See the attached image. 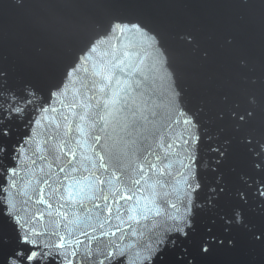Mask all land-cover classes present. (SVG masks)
I'll return each mask as SVG.
<instances>
[{"label": "snow or ice", "instance_id": "obj_1", "mask_svg": "<svg viewBox=\"0 0 264 264\" xmlns=\"http://www.w3.org/2000/svg\"><path fill=\"white\" fill-rule=\"evenodd\" d=\"M179 39L186 44L193 41L187 34ZM109 40L115 45L102 51ZM161 63L172 80V90L163 94V117L175 139L149 128L142 110L133 111L144 95L138 91L134 96V88L163 80ZM181 95L159 35L139 21L125 20L113 21L107 32L95 37L46 93L31 85L20 93L0 90L3 264H129V255L132 264H156L170 246L190 239L194 210L204 207L197 200L200 135L199 123L183 107ZM167 96L175 97L177 109ZM17 122L25 128L19 138ZM38 128L46 131L41 134ZM85 148L92 155L82 153ZM210 151L220 158L225 155L219 146ZM255 155V169L264 170L260 160L264 145ZM173 164L178 165L175 171ZM153 179L164 190L144 195V185ZM254 191L264 197V180L255 181ZM209 192L215 194L217 188ZM240 196L245 198V193ZM213 199L210 195L209 205ZM85 201L95 209L87 220L76 211ZM149 212L161 222L143 239L144 232L132 225L147 220ZM240 218L237 211L235 221ZM5 221L14 232L7 243ZM129 236L132 240L124 246L122 241ZM200 251L208 253V244H201Z\"/></svg>", "mask_w": 264, "mask_h": 264}, {"label": "water", "instance_id": "obj_2", "mask_svg": "<svg viewBox=\"0 0 264 264\" xmlns=\"http://www.w3.org/2000/svg\"><path fill=\"white\" fill-rule=\"evenodd\" d=\"M115 20L139 21L159 35L182 94L180 101L199 123L201 189L197 200L204 207L194 210L191 238L170 246L156 264H264V197L254 191L255 181L264 180V170L254 167L255 153L264 145V0H248L247 5L241 0H0V90L20 93L31 85L46 93L78 54ZM185 34L193 38L191 44L179 39ZM111 46L107 43L102 51ZM159 67L163 80L145 81L140 89L134 88V96L138 91L144 95L133 111L142 110L149 128H159L162 135L175 139L163 117V94L172 90V80L162 63ZM167 102L178 108L174 96H167ZM153 112L158 115L153 117ZM17 123L19 138L25 128L22 122ZM37 131L43 134L46 129ZM41 138L46 137H37ZM215 146L225 153L222 158L210 151ZM81 152L92 155L87 148ZM260 160L264 163V156ZM177 167L173 164L172 170ZM213 187L217 188L215 194L209 192ZM144 188V195L164 190L154 179ZM220 188L224 190L220 192ZM241 192L245 193L243 199ZM210 195L214 197L211 205ZM76 211L87 220L95 209L85 201ZM237 211L239 224L235 221ZM148 217L132 225L137 232H144L143 239L161 222L151 212ZM2 224L7 243L14 232L6 221ZM131 240L129 236L122 244L127 246ZM203 243L208 244V253L200 251ZM128 259L132 264L131 255Z\"/></svg>", "mask_w": 264, "mask_h": 264}, {"label": "clouds", "instance_id": "obj_3", "mask_svg": "<svg viewBox=\"0 0 264 264\" xmlns=\"http://www.w3.org/2000/svg\"><path fill=\"white\" fill-rule=\"evenodd\" d=\"M241 3L244 4V5H247V4H248V0H241ZM109 42H110L113 46L115 45V40H109V41H107V42H105V43H109ZM237 223H238V224L241 223V218L238 219ZM257 238H259V237H257ZM229 245H230V246L232 245V241H229Z\"/></svg>", "mask_w": 264, "mask_h": 264}]
</instances>
